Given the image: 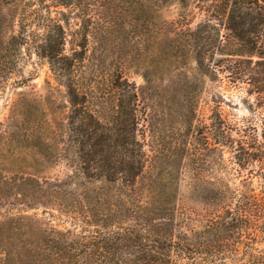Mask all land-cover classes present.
<instances>
[{
	"label": "rangeland",
	"instance_id": "rangeland-1",
	"mask_svg": "<svg viewBox=\"0 0 264 264\" xmlns=\"http://www.w3.org/2000/svg\"><path fill=\"white\" fill-rule=\"evenodd\" d=\"M9 3L0 0L2 249L16 236L6 232L11 218L21 217L22 234L102 233L93 248L102 258L92 264H155L142 240L129 248L105 241L146 210L155 231L173 218L181 243L211 252L212 261L194 262L172 253V264H264V67L254 71L257 90L234 79L235 68L264 62V25L248 33L240 20L231 24L229 4L219 0H109L97 15L50 8L66 34L64 54L77 59L74 86L94 116L109 121L80 125L40 52L2 51L21 13ZM39 29L45 34L35 21L32 30ZM118 81L130 86L123 94ZM133 133L140 167L131 172ZM128 174L130 184L123 182ZM229 211L250 225L206 231L227 223ZM28 262L0 257V264Z\"/></svg>",
	"mask_w": 264,
	"mask_h": 264
},
{
	"label": "trees",
	"instance_id": "trees-1",
	"mask_svg": "<svg viewBox=\"0 0 264 264\" xmlns=\"http://www.w3.org/2000/svg\"><path fill=\"white\" fill-rule=\"evenodd\" d=\"M49 1L51 6L47 5L46 0H23L21 2L22 5H20V0H10V3L13 6L20 8L21 13L15 25L17 30L12 31L13 33L9 37L8 41L3 44L2 51H4V49H7L9 52L15 53L20 49V47L25 46V50L29 54L36 51L40 52V57L47 59L50 71L53 73V75L57 79H59L60 82H63L64 87L66 88L69 104L71 107H73L74 111L78 112V115L80 116L78 118L81 123L80 125H83L87 118L93 120L98 125L103 122H109L108 120L103 121V119H97L94 116V113L90 111L86 106L87 95L85 93H80L74 86V78L72 77L71 72L72 69L76 66L77 59L70 58L69 56L64 54L66 34L63 25L59 21L51 17L52 12L50 10V8L58 9L60 7L66 9L74 7V9L76 8V11L82 9L83 12H93L94 15H97L100 10L107 7L109 0ZM155 1L156 0H138V2L140 3L148 2L151 5H154ZM219 1L224 5L225 3L229 4L230 10L228 11V19L231 24L236 25V23H239L238 21L240 20L241 24H245V26H248V33H252V31L255 32L258 27L264 25V0ZM55 14H58L61 17H64L65 15L63 11H55ZM35 21H38L39 25L43 27L45 34H41L40 29L37 33L32 30ZM100 29L102 32H105V29H103L102 26ZM43 37H45L44 42ZM83 37L86 40V36ZM41 38L42 40L38 43L36 40H39ZM261 38H264V36H261ZM244 64H249V67L245 70L235 68L236 73L234 75V79L235 81H240L244 85L253 87L257 90L256 86L260 81H257L255 79L254 71H257L259 67H264V62L252 63L251 61H249ZM207 70H209L208 66ZM213 73L215 74V71H213ZM118 80L120 81L121 78H119ZM119 81L118 87L116 88L120 91V93L123 94L125 91H127L128 88H130V86H128V84L125 82L127 89L124 90L123 87L119 85ZM133 95L136 97L134 92ZM133 111H135V109H133ZM131 115L133 114L131 113ZM132 120L134 121V116ZM133 135L134 133L131 135L129 144L132 148L127 151V153H129L128 159L131 172L136 168L138 171L140 167V159L137 158L138 153L134 152L136 148L135 145L137 143ZM92 152L95 153L94 150H92ZM82 170L84 171V173L87 172V168H82ZM261 170L264 174V169ZM140 172L141 171L137 172V174H139ZM131 176L130 174H128L126 177H124L123 182L130 184L129 178ZM112 181L108 179L106 180V182L109 183H111ZM132 185L133 184H131V186ZM131 212L133 213V210H131ZM147 213L148 211L146 210L144 212L137 210V213L135 214L138 216L137 219H133V221L125 227L124 225H121L116 227V229L114 228L113 232H111L110 234L108 233L105 241L110 239L111 245L115 247L122 245L124 248H129V244L133 243V239L142 240V242L145 244L146 250H149L148 252L150 254V257L152 258L151 262L155 264H172V260L170 259V255L172 253L176 255V258L180 257L186 261L194 262L198 259L203 260L204 258L207 261H212L210 251L205 252V254H203L202 251H200V253H197L193 251L194 249L192 248V246H186L184 245V243H181V237L184 236V234L181 235L180 232H176L175 229L172 228L173 226L176 227L173 218H162L161 221H158L162 222L160 226L158 225L159 227H161L160 232H158L153 228L155 220L154 222L147 223ZM227 217L229 222L227 221L226 223L215 221L214 223H212L213 227L206 228V231H208V229H226L230 232L231 230H235V228L238 229L242 227V225H250V222L247 221L248 218L246 217V215L240 213L236 214L229 211L227 213ZM11 221L12 223H14V226L10 225L6 232L11 231V233H15L14 235L16 236L7 237V240H9L11 245H9L6 251L5 249H2L3 246L1 240L4 237H0V250L2 251V253H0V257L3 254L8 258L25 257L29 259V262L26 264H50V261L58 264L60 260L64 258H68L70 262H73V264H92L94 260L97 262L99 261V259H94L96 255L102 258V255L99 254L98 251L93 250L96 242L101 240L100 237L102 233L100 232H94V236L90 237H86L84 233H82L81 235H74V233L70 231L60 232L55 229L45 230L41 232L38 231L37 233L28 231L22 234L20 233L19 229L21 228L20 226L24 223L23 219L21 217L11 218L10 222ZM169 228L173 229V231H169ZM25 235L28 236V238L31 237L33 239H27ZM96 235L98 237H96ZM71 238H73V240H71ZM174 238H176L177 241H175ZM248 241L252 242V237L248 238ZM230 246H233V243ZM247 246H250V242L247 243ZM99 251L101 252L100 249ZM219 253V259L220 257L225 256V253H223L222 251ZM236 254H238V249L236 250Z\"/></svg>",
	"mask_w": 264,
	"mask_h": 264
}]
</instances>
